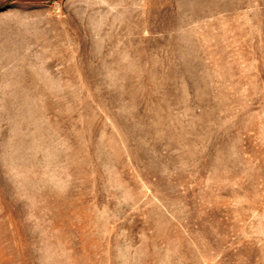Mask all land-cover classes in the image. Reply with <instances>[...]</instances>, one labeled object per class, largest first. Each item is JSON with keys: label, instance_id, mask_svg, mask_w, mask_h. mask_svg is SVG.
I'll use <instances>...</instances> for the list:
<instances>
[{"label": "rangeland", "instance_id": "rangeland-1", "mask_svg": "<svg viewBox=\"0 0 264 264\" xmlns=\"http://www.w3.org/2000/svg\"><path fill=\"white\" fill-rule=\"evenodd\" d=\"M0 264H264V0H0Z\"/></svg>", "mask_w": 264, "mask_h": 264}]
</instances>
